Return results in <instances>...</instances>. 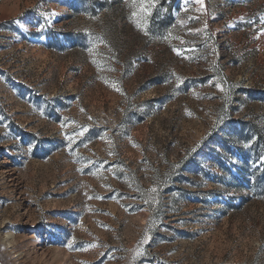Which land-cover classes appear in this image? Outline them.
I'll return each mask as SVG.
<instances>
[{
  "label": "rangeland",
  "instance_id": "374dc122",
  "mask_svg": "<svg viewBox=\"0 0 264 264\" xmlns=\"http://www.w3.org/2000/svg\"><path fill=\"white\" fill-rule=\"evenodd\" d=\"M0 264H264V0H0Z\"/></svg>",
  "mask_w": 264,
  "mask_h": 264
},
{
  "label": "snow or ice",
  "instance_id": "6c2138e0",
  "mask_svg": "<svg viewBox=\"0 0 264 264\" xmlns=\"http://www.w3.org/2000/svg\"><path fill=\"white\" fill-rule=\"evenodd\" d=\"M154 3H155V0H148L147 3H145L144 0H140V3L137 4L136 0H132V6L139 7L141 12L145 14L150 11ZM133 16H137V13L133 12Z\"/></svg>",
  "mask_w": 264,
  "mask_h": 264
}]
</instances>
